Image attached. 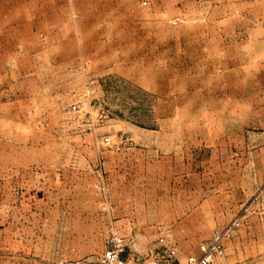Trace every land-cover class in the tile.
Listing matches in <instances>:
<instances>
[{"label":"rangeland","instance_id":"obj_1","mask_svg":"<svg viewBox=\"0 0 264 264\" xmlns=\"http://www.w3.org/2000/svg\"><path fill=\"white\" fill-rule=\"evenodd\" d=\"M264 264V0H0V264Z\"/></svg>","mask_w":264,"mask_h":264},{"label":"built area","instance_id":"obj_2","mask_svg":"<svg viewBox=\"0 0 264 264\" xmlns=\"http://www.w3.org/2000/svg\"><path fill=\"white\" fill-rule=\"evenodd\" d=\"M239 225L237 220H233L228 225L214 229L209 239L199 245V255L190 256L185 264H217V259L223 253V244L235 232ZM162 247L155 256L154 264H181L178 258V249L173 243L164 240ZM111 248L105 252L102 263L128 264L121 255L124 252V244L120 239L110 241Z\"/></svg>","mask_w":264,"mask_h":264}]
</instances>
